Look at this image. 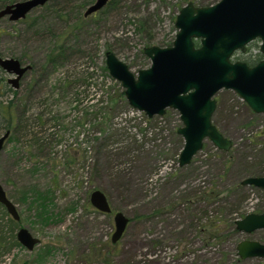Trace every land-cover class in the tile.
<instances>
[{
    "label": "rangeland",
    "instance_id": "rangeland-1",
    "mask_svg": "<svg viewBox=\"0 0 264 264\" xmlns=\"http://www.w3.org/2000/svg\"><path fill=\"white\" fill-rule=\"evenodd\" d=\"M93 1L50 0L23 18L0 17V55L31 66L15 91L0 84V102L11 112L0 184L18 214L14 232L24 227L39 240L31 250L13 245L0 264H264L235 255L241 239L264 242V229L233 232L216 244L205 243L198 230L214 216L228 223L245 208L264 212V191L233 189L248 173L264 174V112L251 114L232 90L219 89L211 120L231 141L230 152L204 140L179 167L177 112L166 109L153 119L131 113L116 97L119 83L102 68L106 49L133 73L147 67L142 48L171 43L180 6L216 0H106L83 15ZM61 39L71 51L67 58L43 65ZM211 188L219 191L216 201H195ZM93 189L111 212L90 205ZM115 211L129 220L111 243ZM6 219L0 213L5 235Z\"/></svg>",
    "mask_w": 264,
    "mask_h": 264
},
{
    "label": "water",
    "instance_id": "water-1",
    "mask_svg": "<svg viewBox=\"0 0 264 264\" xmlns=\"http://www.w3.org/2000/svg\"><path fill=\"white\" fill-rule=\"evenodd\" d=\"M50 0H16L0 8V17L14 21L23 18L33 7ZM106 0H94L83 15L100 9ZM173 26L176 32L167 46L149 45L142 53L149 59L147 67L131 72L112 51L104 52V66L108 75L119 82L126 104L147 118L161 116L166 109L175 110L180 125L175 132L182 139L177 156L179 167L187 165L204 140L226 151L231 141L211 122L215 109L214 95L219 89L232 90L255 113L264 112V57L252 67L230 61L231 53L243 48L254 36L262 40L264 52V0H216L206 6L190 1L180 6ZM18 58L0 55V70L10 75L7 82L15 89L21 74L30 65ZM9 130L0 133V151ZM240 185L264 191L263 176H247ZM90 205L101 213L111 212L105 195L93 189L88 197ZM0 204L9 217L17 221L14 204L7 198L0 184ZM113 231L110 242L123 234L128 218L120 211L113 212ZM237 231L250 233L264 229V212H251L234 220ZM17 242L31 250L38 238L24 227L15 231ZM239 259L264 258V242L241 239L235 244Z\"/></svg>",
    "mask_w": 264,
    "mask_h": 264
},
{
    "label": "trees",
    "instance_id": "trees-1",
    "mask_svg": "<svg viewBox=\"0 0 264 264\" xmlns=\"http://www.w3.org/2000/svg\"><path fill=\"white\" fill-rule=\"evenodd\" d=\"M12 1H14V0H10V1L8 0L6 2L4 1L1 3L0 7L2 5H4L5 3L12 2ZM107 4L112 6V2H110V3L107 2ZM146 46H149V43H147ZM68 49H69L68 46L65 44V42L62 39L60 41L55 40L53 43V46L49 49L48 53L45 55L43 65H47L48 67H53L59 63H62L67 58V56L69 55L67 53L71 52V51H68ZM105 51H111V50L106 49V50H104V52ZM104 52H103V54H104ZM102 68H103V70H106L105 66H103ZM13 91H15V90H13ZM116 97H118L117 99H119V97L120 98L123 97V91L121 89L117 93ZM116 97H110L109 101H111L112 104H115L117 101V99H115ZM244 106L247 107L246 105H244ZM247 109H248V107H247ZM248 111L254 115V113L251 112L250 109H248ZM151 119H153V118H151ZM3 121H4V124L2 126H0V131L2 129H3V131L7 130L9 128V125H7V124H9V122L11 121L10 104L4 105L0 102V125ZM211 122H212V120H211ZM251 122H252V120H248V124ZM174 133L176 134L175 130H174ZM178 139L181 143L182 140L180 138H178ZM219 151L221 153H224V154H228L230 152L229 150H226V151L219 150ZM248 174H250L251 176L264 175L261 173H248ZM239 182H240V180L237 183H235V185L233 186V189L240 187ZM202 193L203 194H201L199 196H195V201H198V200L216 201L219 198L218 197L219 191L214 189V188L203 191ZM42 207H43V205H42ZM41 212L43 213V215L41 216V219L45 220L48 215L45 213L44 210H41ZM0 213L7 217L6 222H5L7 235H5L3 232H1L2 229H0V255H2V253L8 252L13 245H20V244L17 242V240L15 238L14 230H15L16 223L14 220H12L8 216V214L4 210V207L1 204H0ZM0 227H1V224H0ZM198 230L201 233L203 232V234L205 235V238H204L205 243H208V242H210V240H212L213 244L219 243L222 241V239L224 237H227L228 235H230L233 232H237V230L234 227V218H232V220H230L228 223H225L224 221H222L221 219H219L215 216L212 217L211 219H209L206 222V224L200 226V228ZM224 231H226L225 234L222 233Z\"/></svg>",
    "mask_w": 264,
    "mask_h": 264
},
{
    "label": "flooded vegetation",
    "instance_id": "flooded-vegetation-1",
    "mask_svg": "<svg viewBox=\"0 0 264 264\" xmlns=\"http://www.w3.org/2000/svg\"><path fill=\"white\" fill-rule=\"evenodd\" d=\"M14 1H16V0H14ZM214 2H212L210 4H213ZM9 3H11V2L5 3L4 5L9 4ZM210 4H208V5H210ZM4 5H2L1 7H3ZM261 42H262V40H261V38L259 36L251 37L250 39H248L243 44V48L242 49L241 48H238V49L234 50L231 53V55H230V61H232V62H234V61L242 62L247 67L254 66L256 63H258L264 57V52H262L260 50ZM19 61H20V59H19ZM22 64H28V63L22 62ZM30 68H31V66L27 70H25L21 74V76L19 77L17 88L19 87L20 80L23 78L24 74L30 70ZM0 73H2L4 75V78H2V76H0V84L2 82L6 83V84H9L6 80H7L8 77H10V75L4 73L1 70H0ZM9 86H10V84H9ZM17 88H15V89L10 88V90L13 91V90H16ZM239 100H240L241 103H243L245 105V103L240 98H239ZM251 112H253V111H251ZM253 113L254 114H257L255 112H253Z\"/></svg>",
    "mask_w": 264,
    "mask_h": 264
},
{
    "label": "built area",
    "instance_id": "built-area-1",
    "mask_svg": "<svg viewBox=\"0 0 264 264\" xmlns=\"http://www.w3.org/2000/svg\"><path fill=\"white\" fill-rule=\"evenodd\" d=\"M129 109H130V112H131V113H135V114H141V115H143L140 111H138V110H136V109H133V108H130V107H129ZM250 212H254L252 208H249V209L245 208V210L243 211V213H242L241 215L237 216V217H234V219H239V218H240L241 216H243L244 214H246V213H250Z\"/></svg>",
    "mask_w": 264,
    "mask_h": 264
}]
</instances>
